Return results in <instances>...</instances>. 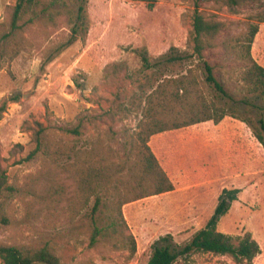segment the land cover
Listing matches in <instances>:
<instances>
[{"label":"rangeland","instance_id":"obj_1","mask_svg":"<svg viewBox=\"0 0 264 264\" xmlns=\"http://www.w3.org/2000/svg\"><path fill=\"white\" fill-rule=\"evenodd\" d=\"M50 1L14 29L17 0H0V217L8 221L0 244L52 243L61 264H147L156 245L179 254L174 264H236L184 250L224 191L238 189L217 230L235 241L251 233L260 247L253 264H264V145L257 136L264 135V99L243 82L254 26L251 55L264 67V0L236 10L222 0H61L51 9ZM196 8L227 24L203 61L191 37ZM73 28L76 41L65 47ZM204 61L225 93L205 83ZM190 70L205 100L226 113L223 126L211 121L153 136L149 145L174 191L127 204L120 216L119 191L105 188L97 220L107 234L91 247L96 197L77 192L79 176L100 158L135 162L148 97ZM37 123L47 144L68 154L30 159Z\"/></svg>","mask_w":264,"mask_h":264},{"label":"trees","instance_id":"obj_2","mask_svg":"<svg viewBox=\"0 0 264 264\" xmlns=\"http://www.w3.org/2000/svg\"><path fill=\"white\" fill-rule=\"evenodd\" d=\"M222 1L230 9L236 10L261 0ZM40 2L41 0H17L13 18L14 29L19 27L18 22L25 15L29 12H35ZM60 2L61 0H51L50 9ZM50 9H45V12H50L51 16ZM80 18L81 16L78 17V19ZM226 26L227 24L219 20L216 14L207 17L199 8H196L193 15L191 37L194 53L201 61L205 58L206 49L215 47L216 40L222 35ZM258 31L259 27L254 26L247 38L246 53L251 65L243 74V82L249 87L250 93L264 99V67L258 64L251 55V46ZM77 34V28H73V35L64 46H71L76 41ZM144 60L148 66V58L144 57ZM204 64L206 70L205 83L225 93L222 84L215 76L214 67L207 61H204ZM200 84V79L191 70L186 75L175 79H166L160 83L147 100V107L141 121V131L138 134L140 144L135 154L137 160L135 162L126 160L124 163H115L111 159L103 160L100 158L94 160L87 169L83 170L78 179L77 192H83L87 198L91 195L96 197L92 211L94 231L91 247L95 246L101 236L107 234V229L100 227L97 220L100 206L104 202L100 192L105 188L114 186L119 191L117 210L120 216H123L122 209L127 204L174 191L173 181L149 145L153 136L209 121L219 124L225 118L226 113L222 109L205 100L200 91ZM37 125L38 130L33 136L35 149L30 153V159L35 158L39 153L53 157L63 156L68 152L65 146H49L46 140V128L41 123H37ZM261 126L264 131L263 119ZM257 136L264 145V135L258 133ZM239 192L238 189L224 191L215 214L207 226L197 232L186 245L184 253H212L230 256L236 264H253L260 247L251 233H247L235 241L232 236L217 230L221 218L228 213L231 203L237 200ZM7 222L5 217H0V225L7 224ZM178 257L179 254L173 251L169 245H156L147 264H174ZM0 260L4 264H30L34 261L61 264V257L57 254L55 245L48 242L30 248L0 244Z\"/></svg>","mask_w":264,"mask_h":264},{"label":"water","instance_id":"obj_3","mask_svg":"<svg viewBox=\"0 0 264 264\" xmlns=\"http://www.w3.org/2000/svg\"><path fill=\"white\" fill-rule=\"evenodd\" d=\"M30 264H52V263H49L47 261H34V262L30 263Z\"/></svg>","mask_w":264,"mask_h":264},{"label":"crops","instance_id":"obj_4","mask_svg":"<svg viewBox=\"0 0 264 264\" xmlns=\"http://www.w3.org/2000/svg\"><path fill=\"white\" fill-rule=\"evenodd\" d=\"M209 122H211V121H209ZM224 122H225V121L222 120V122L219 123L218 128L221 127V126H223ZM176 131H178V130H176ZM172 132H173V131H172ZM166 133H168V132H166ZM162 134H163V133H162ZM156 156H157V155H156ZM157 158L159 159L158 156H157ZM159 160H160V159H159Z\"/></svg>","mask_w":264,"mask_h":264}]
</instances>
